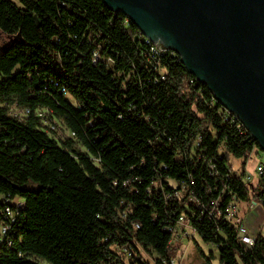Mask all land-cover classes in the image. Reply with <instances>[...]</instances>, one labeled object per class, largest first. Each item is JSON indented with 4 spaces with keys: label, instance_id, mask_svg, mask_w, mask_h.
Returning <instances> with one entry per match:
<instances>
[{
    "label": "trees",
    "instance_id": "trees-1",
    "mask_svg": "<svg viewBox=\"0 0 264 264\" xmlns=\"http://www.w3.org/2000/svg\"><path fill=\"white\" fill-rule=\"evenodd\" d=\"M0 32L17 37L0 54V209L26 205L0 264H148L143 252L172 264L182 215L218 250L201 252L205 264H264L262 234L247 248L210 217L226 185L222 209L234 198L264 209V174L243 182L259 143L179 57L151 66L139 29L102 0H0ZM39 109L74 135L51 139ZM231 156L240 174L226 180Z\"/></svg>",
    "mask_w": 264,
    "mask_h": 264
},
{
    "label": "water",
    "instance_id": "water-1",
    "mask_svg": "<svg viewBox=\"0 0 264 264\" xmlns=\"http://www.w3.org/2000/svg\"><path fill=\"white\" fill-rule=\"evenodd\" d=\"M102 1L178 54L264 151V0Z\"/></svg>",
    "mask_w": 264,
    "mask_h": 264
},
{
    "label": "built area",
    "instance_id": "built-area-1",
    "mask_svg": "<svg viewBox=\"0 0 264 264\" xmlns=\"http://www.w3.org/2000/svg\"><path fill=\"white\" fill-rule=\"evenodd\" d=\"M127 19H128V21H130L128 17H127ZM139 33H140V36L145 41V43L148 45V49L145 52V56H146L147 60L149 61V63L153 64L151 66H156L159 59L163 55L168 54V53H172L176 57H179V55L173 51H170V50L161 51V50H159L156 47V45L153 43V41L150 40L149 38H147L146 36H144L140 30H139ZM99 59H100L99 53H96L95 58L93 60L94 64H96L99 61ZM161 78L164 79L163 76ZM195 81L197 84H200L196 78H195ZM56 85H58V84H56ZM201 85H203V84H201ZM203 86H205V85H203ZM206 88L210 92L214 101L217 104H219L218 100L215 97V94L211 90H209L208 87H206ZM221 107L223 108L225 113L231 117V120L233 122H237L239 124V127H243L246 130V132L248 134H250L249 131L244 126V124L240 121V119L235 114L231 113L229 110H227L223 106H221ZM23 111L25 114L24 117H27L30 114V111L27 109H23ZM37 115H38V117L42 118L43 121L45 120L47 132L53 133L56 131L57 126L53 122V118H55V117H54L53 112L51 110L39 109L37 111ZM70 134H71V136L74 135L73 133H70ZM210 167H211V169H214V166L211 165ZM256 172L259 175V177H261L264 174L263 166L262 165L257 166ZM235 174H240L238 169L234 170L233 167L229 168L227 175H226V177H227L226 180L231 179L232 177L235 176ZM243 182L246 184H248V183L254 184L253 176L251 174H249L248 171H247L246 175L243 176ZM227 192H229V187L226 185L222 196L216 202L212 203V211L210 212V217L214 216L217 218L219 216H224V219L228 223H230L234 228L237 229L238 239H239L240 243L243 245H246L247 248H251L255 244V237L256 236L252 235L250 230L246 227L244 213H245L246 209L252 210L253 208H255L257 206V201H256V199L253 198L249 202H243V201L238 200L237 198H234L231 201V203L225 207V209H222L220 206V203L224 199V196L226 195ZM5 204H6V206L3 209H0V249L12 246V241H11V237L9 236V234L13 230V225L16 221L17 216L19 215L21 210H23L26 206L24 201L21 200L20 198L6 199ZM188 230L194 232V234L197 235V233H196L195 229L193 228L190 220H188L187 218H185L184 215H182L179 217V221L177 223V226L169 228V231L173 235L172 244L174 243V241L178 237H184V236L187 237V235L190 234V232H188Z\"/></svg>",
    "mask_w": 264,
    "mask_h": 264
},
{
    "label": "rangeland",
    "instance_id": "rangeland-1",
    "mask_svg": "<svg viewBox=\"0 0 264 264\" xmlns=\"http://www.w3.org/2000/svg\"><path fill=\"white\" fill-rule=\"evenodd\" d=\"M15 39L16 37L6 36L2 32H0V54L4 51L6 46H8ZM68 98L73 102L74 105H77V102L71 96H68ZM9 113L11 116L19 117V119H24V111L19 107L10 106ZM53 122L57 126L56 131L53 133L48 132V135L51 139L57 141L62 146V142L65 141L68 137H71V134L66 128L63 121L57 118H53ZM43 124L44 126H46L45 120L43 121ZM77 147L82 152H87V150L80 143L77 144ZM230 163L234 170H237L241 166V160L232 156L230 157ZM260 165H262L264 168V151L260 148H256L247 163V171L253 176L254 183L256 185L258 184L260 178L256 172V168ZM27 188L30 189L32 188V186L29 185L27 186ZM37 188L38 186H35V189ZM1 200H3V196L0 194V201ZM256 201L258 207L256 208L255 213L248 218V224H252L254 230L261 232L262 236L264 237V209L258 199H256ZM258 208L261 209L259 213V210H257ZM188 232H190V234L187 235V237H178L174 241L172 246L174 250V258L172 264H205V258L202 256L201 252L206 255H209L212 251L218 252L216 246L211 243L207 244L203 242V240L198 235H195L194 232L190 230H188ZM140 256L148 264H154L155 259L157 258V255L155 253H153L152 255H148L147 253L143 252ZM35 262L38 264H46V262L41 260H35ZM213 264H220L219 259L215 258L213 260Z\"/></svg>",
    "mask_w": 264,
    "mask_h": 264
},
{
    "label": "crops",
    "instance_id": "crops-1",
    "mask_svg": "<svg viewBox=\"0 0 264 264\" xmlns=\"http://www.w3.org/2000/svg\"><path fill=\"white\" fill-rule=\"evenodd\" d=\"M246 170H247V168H246ZM254 185H256V184L254 183ZM257 207H258V204L252 210L251 209H246L245 210L246 214L244 213L246 227L250 230L251 234L254 235V236H256L257 234H262V233L254 230L252 224H250V223L248 224V218L255 213V210H256ZM257 210H259L258 213L261 211V209H259V208Z\"/></svg>",
    "mask_w": 264,
    "mask_h": 264
}]
</instances>
